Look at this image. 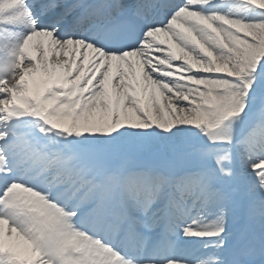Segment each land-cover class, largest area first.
<instances>
[{"label":"bare ground","instance_id":"obj_1","mask_svg":"<svg viewBox=\"0 0 264 264\" xmlns=\"http://www.w3.org/2000/svg\"><path fill=\"white\" fill-rule=\"evenodd\" d=\"M14 1L0 0V41L4 38L2 20L15 14ZM5 2L10 4L7 11L4 9ZM192 2L197 3L201 0H191ZM208 6L205 4L204 13L195 11L193 15L186 16L189 20H185L183 25L174 29L168 28L170 35H166V39L173 53L167 52L165 57L167 63L156 61L153 64L159 68L158 72L152 71L149 67V75L140 86H138L139 81L131 82L135 73L130 72L125 78H119L113 83L112 92L108 87L106 73L103 71L94 73L93 69L83 72L79 64L77 66L72 64L76 59L74 56L62 58L51 50L47 53L49 48H46L45 42L41 39L36 45L38 52L35 58H32L27 50L24 52L12 47L20 64L15 68L17 79L12 80L9 77L5 82L15 96H8L7 91H0V125H4L0 131V140L10 135L7 132V125H17L22 120L17 115H25L28 112L37 114L39 119H42L44 129L48 130L55 143L59 141L65 144L68 138L78 137L101 142L118 133H133L150 137L147 141L133 142L136 147L145 149L146 146H155L162 144L163 141H169L172 149H175L178 137L189 129L196 131L201 121L206 119L208 110L204 107L205 105H214L221 92L228 86L242 89L243 92L247 88L239 77L224 74L221 67L225 69L230 67L232 73L238 71L248 75L250 71L258 69L259 61L264 56V0H221L211 5L210 10ZM214 9L220 10L222 16L226 15L229 18L228 22L220 23L219 18H214ZM204 14L207 16L205 17ZM181 19L183 17H180L178 21L180 22ZM18 39L17 36L13 39L16 46ZM199 47H203L204 50ZM161 70L165 72H160ZM203 70L211 73L198 74ZM167 74H178V76L172 79ZM48 75L58 79L55 78L49 82ZM196 76L203 83L190 84L188 79L194 80ZM20 79L21 83L17 84ZM54 80L65 84L63 91H59L60 88L55 90L52 85ZM163 81L171 85H166ZM49 84H51L50 87ZM66 94L73 101L64 98ZM181 95H184V98ZM173 103L175 108L170 107ZM193 103L197 106H193ZM163 107L167 110L166 113L162 110ZM11 111L16 113L13 114ZM108 120L113 121L111 132ZM101 146L105 150L110 149V147ZM61 160L63 158L58 155L54 159L46 158L43 161V173L51 172L55 164ZM245 167L250 168L246 178L247 187L253 191L264 192V186L260 187L259 182L253 179L250 163L247 162ZM209 174L215 176L211 171H208L207 176ZM57 176L61 177V182H66L67 175L63 171ZM182 178L198 179L197 174L194 173L185 174ZM162 198L164 195L155 200L160 203ZM258 204L264 207V201H258ZM0 226H2L1 223ZM1 228L0 245L2 249L9 252L7 255L10 264H42L22 239L24 230H18L13 235L10 228L6 229L5 225ZM200 233L205 235L206 230L201 229ZM33 234L37 235L36 231ZM25 235H28L30 240L34 238L30 233ZM186 235L189 237L190 234L187 232ZM199 241L208 244L206 251L198 254L199 257L217 252V247L211 244L215 241L214 238ZM193 245L197 247L192 249V252L200 249V244L195 242L191 243L188 249ZM108 253L103 252L100 257L91 260L92 264H103ZM73 264L76 263L73 262ZM80 264L89 263L85 261ZM170 264H211V260L204 262L174 260Z\"/></svg>","mask_w":264,"mask_h":264},{"label":"snow or ice","instance_id":"obj_2","mask_svg":"<svg viewBox=\"0 0 264 264\" xmlns=\"http://www.w3.org/2000/svg\"><path fill=\"white\" fill-rule=\"evenodd\" d=\"M147 6L146 4L135 5V15L140 16L142 9ZM65 26L62 23L61 30ZM38 27H50V25L41 24ZM144 30L146 31L147 29L145 28ZM92 42L96 43L95 40ZM100 46L103 47V44ZM258 71L261 75L252 82L248 90L245 114H253V120L247 130V135L255 139L264 140V63L258 66ZM149 139L148 135L118 133L101 142L79 137L75 140L68 138L65 144H60L57 141L55 144L56 154L63 158V168H52L50 178L57 177V174L63 171L70 176L78 174L81 179L78 182V186L57 185L50 198L61 197L56 202L63 205L64 199L70 196V207L66 210L74 212L73 219L79 221L82 225H90L102 229L103 225L116 216L139 194L141 189L149 186L157 178L155 175L146 172H131L116 177L111 169L104 167L93 159L91 155L93 149L98 146V143L111 147L119 146L120 141L126 140L129 143H133ZM28 147L33 148L30 144ZM0 151L4 152L5 158L9 161L7 174L0 173V196H2L12 183H26V181L20 180L17 175L18 169L13 167L16 163V147L14 138L11 135H7L0 140ZM33 151H35V148H33ZM84 200L87 202H84ZM0 264H10L6 253H0ZM235 264H245V262L237 261Z\"/></svg>","mask_w":264,"mask_h":264},{"label":"rangeland","instance_id":"obj_3","mask_svg":"<svg viewBox=\"0 0 264 264\" xmlns=\"http://www.w3.org/2000/svg\"><path fill=\"white\" fill-rule=\"evenodd\" d=\"M249 23V22H247ZM200 46V45H199ZM201 50H204L203 47H199ZM264 63V56L259 61V65ZM221 67V66H220ZM224 71V74L226 75H234L236 77H240V79L244 82L245 85H247V88L244 90V92L233 86H228L225 90L221 92V95L219 96L218 100L215 102L214 105L208 104V105H201L207 108L208 110V116H206V119H203L201 121L200 127L196 131H193L195 129H189L185 132L181 137H178L180 140L179 146L181 150L184 148H196L197 150L201 145H204L203 143H206V141H209L207 145H209L206 154L208 156L206 158L212 157L218 161L220 164L224 165V173L219 171V166H216V170L219 172V178L222 180L224 176H227L226 171L230 170L231 172H235L234 166H233V160L232 157H229L228 155V149L227 144L216 146L213 144H217L216 139H219L223 143V138H226L230 135L232 132L242 131L246 127H250L252 120H253V114H245V107H246V99L248 97V90L252 85V82L256 80L261 73L256 69L255 71H250V73L247 75L245 73H238V71L230 72V67H227V69L221 67ZM218 71V70H217ZM209 75L211 72H205V70L201 71L198 74ZM190 84L197 85L203 83L202 80H200L197 76L194 77V80L188 79ZM199 87V86H198ZM184 98V95H181ZM189 99V98H188ZM195 99V98H194ZM194 99H192L194 101ZM193 106H197L196 103H193ZM170 107L175 108V104H171ZM164 113L167 112L165 107L162 108ZM116 125V124H115ZM111 130V129H110ZM223 136V137H222ZM208 138V140H206ZM222 140H221V139ZM218 140V141H219ZM162 145V144H161ZM163 147H158V149L166 148L167 152H171V149L169 148V144L164 141ZM151 147V148H150ZM146 146V148H139L136 147L133 143H121L119 142V147L117 148V155L122 154V152H128L130 153L126 154V158L128 160H131V162H135V158L137 159V164H144L148 160H152L154 155L153 152H156L158 149L157 145L155 146ZM97 153L99 154V159L96 160L99 164L104 165V162L106 161V158L108 157V154L102 152L98 147L94 148ZM101 154V155H100ZM111 155V154H110ZM203 160H205L203 158ZM206 161V160H205ZM227 164V165H226ZM223 165L220 167L223 168ZM225 178V177H224Z\"/></svg>","mask_w":264,"mask_h":264}]
</instances>
